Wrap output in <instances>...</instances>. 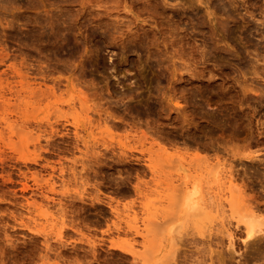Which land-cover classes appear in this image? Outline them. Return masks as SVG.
Returning a JSON list of instances; mask_svg holds the SVG:
<instances>
[{
    "label": "rangeland",
    "instance_id": "374dc122",
    "mask_svg": "<svg viewBox=\"0 0 264 264\" xmlns=\"http://www.w3.org/2000/svg\"><path fill=\"white\" fill-rule=\"evenodd\" d=\"M206 1L0 0V264H264L205 200L264 211V0Z\"/></svg>",
    "mask_w": 264,
    "mask_h": 264
},
{
    "label": "bare ground",
    "instance_id": "6f19581e",
    "mask_svg": "<svg viewBox=\"0 0 264 264\" xmlns=\"http://www.w3.org/2000/svg\"><path fill=\"white\" fill-rule=\"evenodd\" d=\"M206 1V0H205ZM207 2V1H206ZM206 6H208V4L206 5ZM208 10V9H207ZM212 11V10H211ZM212 13V12H211ZM256 151V150H255ZM245 156H247V155H245ZM193 157V156H192ZM194 157H197V156H194ZM198 157H199V155H198ZM248 157H250V156H248ZM252 157V156H251ZM253 157H254V155H253ZM252 157V158H253ZM209 164V163H208ZM213 164V163H212ZM216 164V163H215ZM218 164H220V161H219V163H218V161H217V164H216V166L218 165ZM211 165V164H210ZM197 166V165H196ZM219 166V165H218ZM218 166L216 167V168H218ZM221 166V165H220ZM211 168H212V171L211 172H209L210 170H211ZM211 168H209V171L207 172L208 173V175H211V173H213V176L211 177V179H212V183H210L211 185L209 186L208 185V199H211V200H207V199H205L206 201H208V203H209V201H213L212 203L213 204H215L216 205V203H217V201H218V199L220 200V199H222L223 198V202H227V204L226 205H228L229 206V209H230V212L233 214H235V217H237V221L238 222H242L241 224H243V226H244V230H245V233H246V237L247 238H251V237H255L256 236V234H258L259 236L261 235V236H263V234H264V211L263 212H261V211H259L260 210V208H254L252 205H250L249 204V201H246V199H245V194H243L244 192H242L243 190L241 189V185L240 184H237V182H236V179H234L233 177H230L231 176V174H228V173H226V171L224 172L223 171V168H222V166L220 167L221 168V170H219V169H215L214 170V165L213 166H211ZM210 173V174H209ZM229 176H227V175ZM203 175V174H202ZM207 178H209V177H207ZM191 180V179H190ZM190 180H189V183H192L193 181H191L190 182ZM205 180V179H204ZM199 181V180H198ZM207 181V180H206ZM184 182H186L185 180H184ZM183 182V183H184ZM187 182H188V180H187ZM200 182V181H199ZM209 182H211L210 180L207 182L208 184H209ZM213 182H214V184H213ZM199 186H200V184H199ZM199 186L197 185V184H195V185H193V183H192V185H191V187H190V185H188V183H184V192H183V190H181L182 191V193H181V195L183 196V208H185L186 210H194V209H196L197 207H199L200 205H202V203L203 202H205V203H207L204 199V201L202 200V198H203V195L202 194H204V193H202V192H204V191H202V190H199ZM202 189V188H201ZM206 190V191H207ZM202 191V192H201ZM205 191V193H207ZM179 193H180V191H179ZM180 195V194H179ZM180 195V196H181ZM207 195V194H206ZM205 195V196H206ZM179 196V197H180ZM222 197V198H221ZM180 198H182V197H180ZM179 198V200H180V203H181V199ZM212 198H218L217 199V201H216V199H215V201H216V203H214L215 201L214 200H212ZM225 200V201H224ZM201 201H203L202 203H201ZM222 201V200H221ZM221 201L219 202L220 204H221ZM223 202H222V204H223ZM207 203V204H208ZM212 203L210 202V204L212 205ZM205 205V207L206 206H208V205ZM222 204L221 205H219V206H222ZM204 205V204H203ZM219 206H216V207H219ZM224 206V205H223ZM203 207V206H202ZM213 207V206H212ZM204 208V207H203ZM221 208V207H220ZM219 209V208H218ZM217 209V210H218ZM221 209H223V208H221ZM216 210V209H215ZM220 210V209H219ZM218 210V212H220ZM224 211H225V209H223ZM154 213V212H153ZM230 213V214H231ZM151 214V213H150ZM52 220V219H51ZM44 221V220H43ZM53 221V220H52ZM52 221H51V223H52ZM46 223V222H45ZM50 227V226H49ZM49 227H48V229H49ZM46 228V227H45ZM173 229H174V227H170L169 228V230H168V232H167V235L168 236H172V234H171V232L173 231ZM212 229V228H211ZM228 230V229H227ZM166 232V231H165ZM230 231H229V235H230ZM145 234V233H144ZM147 234V233H146ZM165 236V235H164ZM144 238V237H143ZM171 238V237H170ZM173 238V240H174V238H175V236H173L172 237ZM165 239V238H164ZM171 240L172 239H170V241H169V244L170 243H172L171 242ZM160 243V242H159ZM158 245V244H157ZM173 251V250H172ZM170 254H171V252H170Z\"/></svg>",
    "mask_w": 264,
    "mask_h": 264
}]
</instances>
